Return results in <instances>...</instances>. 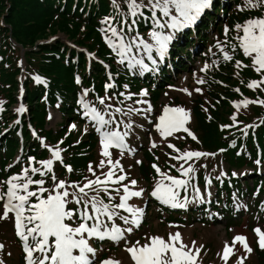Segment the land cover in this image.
<instances>
[{
	"label": "snow or ice",
	"instance_id": "snow-or-ice-1",
	"mask_svg": "<svg viewBox=\"0 0 264 264\" xmlns=\"http://www.w3.org/2000/svg\"><path fill=\"white\" fill-rule=\"evenodd\" d=\"M214 3L215 0H110L111 10L99 20L98 31L103 44L110 50L109 57L115 61L118 69H124L130 75L143 76L144 73L158 71L170 55L172 42L185 34L186 30H194L202 14L210 10ZM236 8L238 11L258 10L264 8V0H243V4L237 5ZM230 31L234 33L231 38L228 35ZM222 34L224 39H216L213 45L217 52L213 53L209 49V53L213 56L219 53L227 63L233 61L239 49L248 63L236 59L233 66L237 71L234 75L238 76L239 70L243 68H251L259 79L250 80L246 87L264 92V12L260 16L249 17L242 23H235L231 29L225 25ZM89 57L94 59L91 53ZM217 64L218 60H212L211 64L206 62L199 71L205 73ZM104 67L107 69L108 65ZM193 78L197 85L206 82L202 77L196 76L195 72ZM34 79L38 83L42 82L39 77ZM106 80L103 96L96 95L94 102H90L85 98L89 91L94 89L84 88L76 100L78 112L82 113L85 120L81 134L88 133L92 128L98 137L100 159L95 168L90 162L87 166L88 175H84L81 180H71L69 175L58 178L55 163L67 174L74 172L71 165L64 163L62 153L66 150L60 147L63 141L49 145L33 131L32 136L39 140L40 146L46 149L49 155L40 160L28 156L26 162L25 158L17 156L14 163L7 166L6 171L15 163L21 164L19 172L8 175L6 179H0V221L12 224L14 235L20 241L24 264H95L97 254L104 249L105 242L116 246L122 244L128 264H198V254L203 245H197L196 241L185 243L179 231L169 232L167 239L147 233L141 234L139 238L129 239L135 235V230L141 225L145 213L143 207L130 204L129 201L150 195L163 206L184 210L189 204L205 203L211 195L208 191L211 180L205 177L206 195L202 194L196 184V168L193 165L201 157L214 154L195 150L180 152L168 141L167 138L180 132L186 133L194 141L197 140L186 127L190 122L188 110L181 106L164 104L154 120L149 119L153 109L149 101L144 99L148 96L147 89L141 88L137 93H133L128 90L129 85L124 84L125 91L117 92L110 71ZM75 82L81 83L79 76L75 77ZM175 90L191 95L188 88ZM192 91L202 94L199 87ZM235 91L239 92V89ZM134 97L136 99H133ZM126 101L131 103L126 104ZM249 104L264 106V100L257 98L254 101L243 99L240 102H232L233 108L236 109L241 105L247 107ZM25 111L23 105L16 108L17 113ZM133 115L142 116L153 125L160 138L159 142L166 144L176 153L166 155H170L171 160L180 162L178 167L169 165V168H176L178 177L162 172L155 163L151 165L156 175L150 193H146L144 187H138L137 180L126 173L119 158L112 159L110 151L116 149L120 156L126 152L128 155L135 152V149L126 143L129 134L127 130L133 127ZM118 117L128 119L125 121ZM231 120L236 122L235 113ZM120 125H123L125 131L116 130ZM76 128L75 124L69 126L70 131ZM175 138L184 139L183 136ZM149 140L151 147L156 148L157 142L152 140L151 136ZM188 161L193 163L189 164ZM140 163V160L135 161L137 165ZM255 163L261 165L262 162L258 159ZM223 175L221 172L220 176ZM233 204L236 210H247L246 205L236 204L235 199ZM261 208L264 209V204ZM252 231L256 237V245L260 250H264V226L257 223ZM237 244L244 255L238 256L234 264H244V260L253 252L247 237L237 234L230 243L225 242L221 253H218L222 264H227L229 257L235 255ZM3 247L0 244V250ZM0 264H4V261L0 260ZM99 264L121 262L108 257L100 260Z\"/></svg>",
	"mask_w": 264,
	"mask_h": 264
},
{
	"label": "trees",
	"instance_id": "trees-1",
	"mask_svg": "<svg viewBox=\"0 0 264 264\" xmlns=\"http://www.w3.org/2000/svg\"><path fill=\"white\" fill-rule=\"evenodd\" d=\"M235 3L242 5L243 0H235ZM225 5L226 7L223 4L218 5L222 7L218 9L222 18L216 14H209L204 20V27H201L198 36L201 41L198 43L205 41V34L210 31V23L218 26L221 21L224 26L227 25L231 29L235 23L244 21L251 15L260 16L264 11V8L238 11L237 8H231L232 5ZM110 10V0H0V109H2L0 110V134L6 130L0 139L2 178L7 177L6 167L12 163L21 146L20 130L24 137L23 143L26 145V149H29L27 155L35 156L40 149L39 143L32 139L26 121L23 122L21 128L10 129L8 125L13 119L12 108L17 103L19 94L18 77L21 74V68L18 64L22 59V50L25 51L24 62L27 75L24 82L25 101L30 108L31 124L41 137L53 142L58 138L63 140L65 149H68L66 163L73 165L78 173L86 172L88 164L93 159L92 154L84 155L82 149H89L85 153H90L96 148L97 140L91 134L84 140V143L75 145L74 135L72 133L66 135L64 123L56 132L52 129L48 130L46 128L48 110H59L67 123L72 120L83 122L76 104L78 94L84 88L94 89V91H89L90 102H94L96 95L103 96L105 94L103 85L107 82L106 70L100 64L94 63L93 72L89 75L86 71L84 54L72 50L68 55V47L60 42L49 45H39L38 43L57 33H63L76 46L95 54L110 65L116 87L124 89L123 85L128 84L130 91L138 92L142 84H150L152 81L149 79L146 82L145 79L141 80L130 76L124 69H118L115 61L109 57L110 50L103 44L98 28L99 20L108 15ZM233 34L230 31L228 35L231 37ZM219 38H224L222 28L219 30ZM185 42L189 47L196 43L193 38ZM176 54L177 57L174 58L180 56L178 51ZM186 55L192 57L195 55V51L187 52ZM203 55L208 57L206 52H203ZM237 57L243 63H248V60L244 59L239 51H237ZM189 62L190 59L187 63ZM182 65V63L177 65V69L183 70L184 65L183 67ZM220 67L231 70L232 73L217 69L218 72L213 75L216 76V80L211 79L213 76L210 79L204 78L206 82L200 87L202 94L199 93L193 104L192 114L196 125L195 129L199 134V143L185 138L180 147L183 151L203 150L213 154L222 149L224 151L223 158L230 164L229 166L239 170H243L245 167L252 168L253 178L256 179L258 178L255 163L258 159L257 149H262V159L264 158V106L260 104L254 106V104L242 110H235L228 100H240L241 98L234 88L226 85L240 86L244 92L243 96L249 100L254 101L257 98L264 100V92L259 89L253 91L246 87L250 80H258L259 76L251 68H243L239 71V75L234 77L236 71L233 63L222 64ZM220 75H222L221 78ZM77 76L80 77V84L75 82ZM167 76L168 73L164 72L162 74L163 82L155 83V85L158 88L166 87ZM35 77H39L42 82L45 81L48 84L47 88L41 82L38 83L34 79ZM220 80L224 85L219 83ZM234 113L238 116L239 125H235L231 120ZM225 125L228 127H224ZM245 149L247 151H244ZM41 157H46V153L43 152ZM24 158L26 162V156ZM152 162H154L152 159L149 162H144L139 171L144 178L150 179L151 183H154L156 174L151 168ZM165 166L167 169H171L168 165ZM204 171L201 169V174ZM60 172L64 176V170L60 169ZM76 175L71 177L79 180L81 176ZM255 182V185L259 183L258 179ZM154 206L158 208L157 205ZM213 208L222 212L215 206ZM202 209H206V207ZM159 213L165 216L168 222L191 223L192 221L191 215H185L181 211L159 210ZM197 214H192L193 218L198 217ZM226 215L229 218V213ZM202 217L204 221L205 216L202 215ZM115 250L116 248L113 247L108 248L103 257L107 258ZM256 257V264H264L263 250L257 248ZM19 264H24L22 255L19 257Z\"/></svg>",
	"mask_w": 264,
	"mask_h": 264
},
{
	"label": "rangeland",
	"instance_id": "rangeland-1",
	"mask_svg": "<svg viewBox=\"0 0 264 264\" xmlns=\"http://www.w3.org/2000/svg\"><path fill=\"white\" fill-rule=\"evenodd\" d=\"M223 0H215L216 7L218 8V5L223 4L224 7L226 5L224 4ZM228 5H232L231 8L236 9L235 7V0H228ZM122 7V4H121ZM211 10V9H210ZM209 11V10H208ZM207 12V11H206ZM205 12V13H206ZM213 13V12H212ZM214 14V13H213ZM216 15L221 16L219 13H216ZM204 16L205 14H202L201 19L197 22V25L194 26V28L204 27ZM258 15H251V17H257ZM222 18V17H220ZM243 22V21H239ZM221 24L220 26H217V24L213 25V23H210L209 28L210 31L208 34H205V42L203 43H197L193 44V48L196 47V51L198 53L195 54V57L192 56L190 58V62H188V58L186 56L182 57L183 61L177 58L178 60H174L172 57L173 55V42H178V40H174L170 46V55L167 58V60L164 63V70L166 72H169L170 76L167 80V86L166 87H160L158 88L156 85L155 87L158 88L157 91L152 90V86L150 84L146 83V85H141V88L147 89L148 96L144 97V99L148 100L149 103L152 106V113L149 117V119L155 118L156 115L159 114L164 104H169L170 106H181L189 111L190 115V122L186 127L190 129V131L197 137L199 141V134L196 131V125L192 114V108L193 104L196 101L199 93H196L192 91L196 87H201L203 84L197 85L193 78V72L196 73V76L202 77L203 79H208L209 73L213 72L216 74L218 72L217 69H221L220 65L227 64V63H233L236 59H239L236 55L233 58V61L225 63L222 60V57L219 56V53L217 55L213 56L211 53H209V49H211V52L215 53L217 52L216 48L213 47L215 44L216 39L223 40L224 38H219V30L224 27H222L221 21L218 23ZM213 26V27H212ZM190 30H186L185 33H187ZM184 36V34L182 35ZM181 36V37H182ZM231 38V37H229ZM179 39V38H178ZM194 39L197 40V36H194ZM57 42L63 43L68 47V55H70L72 50L79 51L80 53L84 54L85 61H86V71L89 75L93 72V65L95 62L98 61V58L91 54L94 59L89 57V53L86 51L79 49L76 44H74L72 41H70L66 35L63 33H57L54 36H50L44 41H40L38 44L40 45H49V44H55ZM181 45H184V42L181 43ZM23 51V50H22ZM239 51V49H237ZM203 52H206L209 57L202 58L200 57ZM240 52V51H239ZM24 51L21 53L23 55ZM194 57V58H193ZM22 59L20 60V65H24ZM212 60H218V64L215 66L210 67L205 73H201L199 69L204 65V63L211 64ZM177 63L180 65L181 63L185 66L183 70L177 69ZM163 65V64H162ZM167 65H170L167 66ZM217 67V68H216ZM170 69V70H169ZM235 69V68H234ZM106 70V75L110 70L109 66ZM222 71L232 73L231 70L228 69H221ZM235 71H237L235 69ZM161 72V67H159L157 72H147L144 73V77H148V80L151 78L152 83L160 81V75L158 74ZM133 77H136L138 79L143 80L142 76L140 75H132ZM222 75H220L221 78ZM113 77V76H112ZM216 76L211 77V79L216 80ZM234 77H237L236 75ZM25 79V76H24ZM114 77H113V83H114ZM145 79V78H144ZM237 79V78H236ZM236 79H234L236 81ZM147 82V81H146ZM184 83V84H183ZM220 84L224 85V83L220 80ZM186 86L190 91L191 95L185 94L180 91H176L175 89L178 88H184ZM213 86V85H212ZM226 86L239 89L240 93H244L243 90L240 88V86H236L234 84H227ZM221 86V87H226ZM140 88V89H141ZM18 89L19 94L23 95L25 91V87L23 86L21 82V77H18ZM117 92L119 91H125V89L116 87L115 89ZM130 91V89H128ZM112 90H109V94H111ZM154 94H153V93ZM137 93V92H136ZM158 93V94H157ZM167 93V95H165ZM238 93V92H237ZM158 95V96H157ZM239 96V95H238ZM20 97V96H19ZM89 94L86 97L88 100ZM133 99H136L134 97ZM25 98L22 100V105L26 108V111L22 114L21 119L26 117L29 114V106L25 102ZM89 101V100H88ZM236 99H229L228 103L235 102ZM180 102V103H179ZM20 103V102H18ZM115 103V101H113ZM127 103H131V101H126ZM252 105V104H251ZM19 106L16 105L12 112L14 118L18 119L19 113L16 112V108ZM257 106V105H254ZM134 107H146V105H134ZM28 108V110H27ZM82 115V113H81ZM80 115V116H81ZM51 119L48 120V123L46 125L47 129H52L54 131H58L61 128V125L64 123L66 124V119L62 114H60L57 110L54 112L50 111ZM118 119H123L127 121L128 117H118ZM133 123V127L128 131V136L126 137V143L129 145L130 148H134L135 152L132 155H128L127 152L120 156L118 154V151H111L112 153V159L115 160L119 158L121 165L125 169L126 173L131 178H134L138 182V187H144L145 192L149 190V193L152 190V181L147 178H142L143 174L139 171V166L145 162H149L150 159L154 160V162L157 166L163 167L164 169L160 168L162 172H168L169 175L172 176H179V173L176 171L175 167H172L171 170L167 169L165 165H175L179 166L180 162L173 161L170 159V155H175L176 153L172 152L171 149H169L166 144H161L159 142L160 138L158 134L155 132V129L153 125L149 124L147 120H145L142 116L139 115H133L131 117ZM18 121V120H17ZM73 121V120H72ZM72 121H69L66 125V131L69 130V126L72 125ZM75 122V121H74ZM85 120L83 122H75L74 124L77 126L76 129L71 130L72 135H74V140L78 142V144L84 140L87 139L89 134L92 133V135L95 134L94 130L92 128L89 129L88 133L81 134V130L83 129ZM64 130V129H63ZM116 130L118 131H125L123 128V125H120ZM68 132L66 135H68ZM187 134L180 132L175 133L173 137L167 138L169 142H171L176 148L178 145H180L181 139H176V136H183L185 139V136ZM96 138L98 139L97 135L95 134ZM149 136H151L152 140L157 142V147L152 148L151 143L149 140ZM61 141L59 138L56 140V142ZM49 144V142H48ZM57 144V143H56ZM50 145H55L53 141L50 143ZM61 147V146H60ZM64 148V146H62ZM97 149V150H96ZM93 156V159L91 161L92 166L95 168L98 160L100 159L98 155V146L96 147ZM178 149V148H177ZM202 149V148H200ZM25 150V149H24ZM66 150V149H65ZM84 152L89 151V149H82ZM259 151V149H257ZM199 151V150H198ZM202 152H205L203 150H200ZM244 151H247L245 149ZM67 152V151H64ZM64 152L62 153V156L64 155ZM76 152H79V150H76ZM183 152V151H180ZM224 151L219 152V155H209L207 157H201L198 161L195 162L193 165L196 168V184L200 188L201 193L206 195L205 193V177L207 176L211 180V184L209 185L208 191L211 193L210 196L207 197V200L203 204H189L187 209L183 211L187 214H193L198 213V217H196L198 220L193 221L192 223H186V222H178L175 223L174 221L168 222L166 220H163L161 217L158 216L156 208L153 206L152 201L148 200L149 198H152L150 195H144L142 198H132L129 202L130 204H134L139 207H143L145 209V213L142 219V223L139 226L138 229L135 230V235L129 237V239H136L141 236V234H150V235H159L167 239V235L169 232H176L179 231L182 235L183 241L185 243H190L191 241H196L197 245H203V248L201 249V252L198 254V264H222V261L219 259L218 253H221L223 245L225 242H231L232 238L237 235H245L251 238L252 240V248L253 252L248 255V258L244 260V264H256L257 257L255 256L254 248H255V240L256 237L251 231L253 227L257 226V223L261 226H264V209L261 208V205L264 204V193L258 198L257 193L254 191L252 192L253 188L255 187L254 182L256 179L262 180L264 179V158L261 160V165H259L258 178H253V171L252 168L245 167L243 170H239L236 167L229 166L230 164L227 163L223 158ZM65 156H68V153L65 154ZM158 158V159H157ZM136 160H140L141 163L139 165L135 164ZM189 164L193 163L192 161H188ZM200 165H205L206 167H201ZM56 167H61L59 164L56 165ZM187 167V164L185 165ZM235 168V169H234ZM205 169V176L203 177L200 174V170ZM74 170H76L74 168ZM99 171V170H98ZM223 172L224 175L220 176V173ZM235 173V175H233ZM58 174H60L58 172ZM82 175V174H81ZM80 175V176H81ZM84 175H88V173H84ZM219 177V179H217ZM82 178H80L81 180ZM234 179L238 182H234ZM77 180V179H73ZM254 182V183H253ZM149 187V189H148ZM229 187V188H228ZM232 187V188H231ZM231 188V189H230ZM230 189V190H229ZM229 190V192H228ZM2 191V188H1ZM252 192V193H251ZM229 193V194H228ZM255 193V195H254ZM189 195H191V190L189 191ZM181 196H183V192H181ZM236 200V204L240 205H246L247 210H244L243 208L236 210L235 205L233 204V200ZM148 200V201H147ZM146 204V206H144ZM215 206L217 209H224L227 208L229 211L232 210V218L235 216H238L232 227H229V224H227L228 220L225 219L227 215H222L213 208ZM202 207H206V209H202ZM159 210H162L161 207L158 206ZM190 209H194V211H191ZM236 211L237 215H234L233 212ZM205 216V222H203V217ZM208 221V223L206 222ZM215 221V222H213ZM119 223V221H117ZM169 225H176L177 227H169ZM250 229V230H249ZM17 242L20 243L18 238L14 235V232L11 230V223L8 221H0V244H2L4 247L2 250H0V260L4 261V264H19V257L20 252L19 248L17 247ZM141 243H143V240H141ZM122 244L117 248V251H113L110 253L108 257H112L114 259H117L121 262V264H128V258L127 254L122 251ZM107 248H104L102 251L98 252L97 254V260L96 262L99 263L101 260L103 252H106ZM235 255L230 256L227 264H234V261L238 256H242L243 251L240 248V246L237 244L235 249ZM11 253V255H9ZM10 256V257H9Z\"/></svg>",
	"mask_w": 264,
	"mask_h": 264
},
{
	"label": "bare ground",
	"instance_id": "bare-ground-1",
	"mask_svg": "<svg viewBox=\"0 0 264 264\" xmlns=\"http://www.w3.org/2000/svg\"><path fill=\"white\" fill-rule=\"evenodd\" d=\"M182 67H183V65H182ZM185 67V66H184ZM184 84V83H183ZM152 85V84H151ZM184 88H187L186 86H184ZM247 239H248V242H249V244H250V246L252 247V240H251V238L248 236V234H247Z\"/></svg>",
	"mask_w": 264,
	"mask_h": 264
}]
</instances>
